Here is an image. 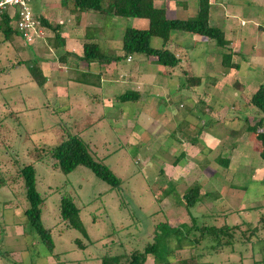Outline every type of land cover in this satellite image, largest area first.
Returning <instances> with one entry per match:
<instances>
[{"label": "rangeland", "instance_id": "obj_1", "mask_svg": "<svg viewBox=\"0 0 264 264\" xmlns=\"http://www.w3.org/2000/svg\"><path fill=\"white\" fill-rule=\"evenodd\" d=\"M55 1L49 6L47 15H40L51 25H54L64 10L70 8L62 6L61 0ZM234 4L237 6V3ZM256 5L259 8L257 10L264 11L262 0H258ZM55 8L59 10L53 11ZM170 8L173 9V3ZM39 9L40 2L31 4L36 17H39ZM216 14L214 11L212 17L217 16ZM95 15L104 39L107 36L112 38V45L110 42L107 44L112 49L119 48V33L121 35L122 31L119 26H132L134 21L122 18L113 22L111 16H101L99 13ZM258 21V24L263 25L261 20ZM68 26L64 20L58 32L67 41L72 35ZM82 28L85 29V26ZM219 29L222 31V28ZM37 30L40 33L30 43H25L18 35H11L6 39L0 31V181L3 182L0 186V264H100L101 258L106 255L129 257L132 253L142 252L145 244L153 241V230L158 233L161 227L159 224H168L183 231L191 226L192 218L196 219L198 226L227 227L231 239L221 236V242L229 241L223 247H215L214 241L205 238L191 248L175 250L170 264H261L264 261V161L259 157L258 142L257 146L252 144L256 141L250 138L251 134L246 129L262 117L255 107L249 105L248 98L257 85L264 84V69L244 68L239 71V78L234 80L233 87L227 86L224 80L216 85L215 81L220 78L223 70L217 69L218 63L215 60L214 68H209L208 73H202L200 65L204 57H210L208 55L211 54L208 50H202L201 44L192 51L194 63L189 70L184 63L174 68L163 66L166 71L173 73L170 75L174 83H177L176 91L182 89L179 88L177 76L180 81L202 74V77L206 75L212 79V84L209 79L202 78V84L197 88L187 89V94L192 91L195 101L196 92L200 97H206L216 91L219 93L218 98L222 95L235 101L237 109L235 108L236 112L233 111L232 117L238 119L232 127L228 125L223 130V142L234 146L236 139L241 140L239 151L243 156L249 155V158L242 165L238 164L240 159H233L229 168L224 167L212 160L213 156L220 154L219 150H214L211 156H207L205 145L199 146L201 155L197 156L192 147V139L195 140L198 134L203 133L201 128L212 118L209 117V112H203L211 100L206 103L203 99V102L199 101V104L190 108L188 101L180 99L177 92L170 96L171 104L174 108L177 106L175 97L181 101L180 104L183 102L178 112L186 116L183 130L185 129L187 145L175 147L172 144L173 156L169 159H166V155L165 158H153L160 140L165 142L169 137L159 135L161 139H157L156 144L149 145L144 151L140 145L127 143L125 137L130 135L118 134L119 130L112 125L111 114L102 117L103 106L100 110L90 96H85L94 90H87L83 82L73 83L72 90L75 93L70 95V87L69 90L59 88L56 96L62 99L58 101L54 96H47V89L44 91L43 86L38 87L29 81L27 66L36 62L43 71L51 72L56 70L59 65L57 60L65 51L64 48L54 49L50 46L48 40L54 35L49 30L39 24ZM85 33L93 34L94 31L87 28ZM186 36L193 37L191 34ZM251 39L253 40L252 36H249L246 43ZM260 41L264 42V35ZM160 46L159 39H151L150 47ZM226 48L230 51L229 44ZM211 49L219 50L214 45ZM242 55L233 57V62L238 66L243 62L245 54ZM135 60L134 57L126 65L133 66ZM68 63L71 65L70 61ZM71 75L69 70L63 74V87L64 77ZM154 100L157 102L156 111H160L159 108L164 106L163 97L155 96ZM224 101L227 102V99ZM247 105L250 106L248 109ZM222 115L228 116L230 113ZM88 124L91 125L88 127ZM259 130L264 132V121ZM70 137H77L84 144L87 153L95 161L107 166L119 183L117 187L111 188L82 166L63 174L48 167L45 160L34 163L36 191L43 198L40 220L43 227L50 230L53 242L52 251L48 253L37 236L31 234L26 226L23 213L27 202L19 169L32 161L28 157L30 150H36L38 155L46 157L53 147ZM144 138L147 139L145 136ZM170 139L178 144L175 135ZM179 152H183L184 158L180 157L178 163H175L174 158ZM221 154L224 157L227 155L225 150ZM227 156L230 158V154ZM171 160L175 165L169 167ZM161 161H165L167 165ZM191 163H196V167L191 166ZM184 164L186 166L181 167ZM178 172L183 182H178ZM197 182L201 185L198 194L201 199L188 211L182 205V196L186 188ZM62 196L69 197L79 209L78 216L85 232L84 237L76 230L63 229L58 209ZM164 229L162 227V231ZM188 236L192 239L198 233L192 230ZM75 239L80 240L85 247L78 249ZM186 243L183 240V245ZM174 244L172 240L170 245ZM123 261L121 259L120 262ZM144 264H155L151 255L146 256Z\"/></svg>", "mask_w": 264, "mask_h": 264}, {"label": "crops", "instance_id": "obj_2", "mask_svg": "<svg viewBox=\"0 0 264 264\" xmlns=\"http://www.w3.org/2000/svg\"><path fill=\"white\" fill-rule=\"evenodd\" d=\"M37 1L40 2L38 15H42L43 17L49 13V6H51L52 3L56 2L55 0H35L34 2ZM257 1L234 0L233 2L230 0H209L208 2L209 26L222 28L224 38L229 42L230 51L232 53H237L235 55L233 53L231 62H233L234 56H241L242 53L243 55L245 54V56L242 55V58H244L242 59L243 62L241 63V66L237 65V69L222 67L220 64L221 52H219V50L211 51L213 42L210 40H206L200 36H186V34L188 33L182 34L181 32L171 31L169 32V43L167 45L168 49L174 52L175 57L179 60L178 64L184 63L189 70V67L192 68L191 66L194 63V55L192 52L193 49L195 50V47L199 44H201V46L203 45L202 50H208L211 55H208L210 57L205 56L203 63H201L202 65L200 66L202 68V73H208L209 68L210 70H212L214 68L216 60L218 63L217 69L223 70L220 78L216 79L215 81L216 85L220 81L224 80L227 82V86L233 87L234 80L236 81V79L239 78V71L244 70V68H246V70L257 69V67H259L260 70L264 69V42L260 41V38L264 35V11L257 10L259 9L256 5ZM172 3L173 9L170 8L172 6ZM234 3H237V6ZM262 4H264V0H262ZM152 6L154 8L163 10L166 19L186 20L195 16L197 0H175V2L173 0H152ZM249 6H251V9L249 8ZM58 10L57 8H55L53 11L56 12ZM214 11L217 13V16L212 17V13ZM93 12L94 11L90 10L83 12H77L75 10L73 12H70L69 10H64V12L59 15V19H57L54 23L56 25L59 24L58 26L60 29L61 23H63L64 20L67 25H69L68 28H70V31L72 32L70 39L68 38L67 41L65 36L60 37L64 39V50L67 51L71 56L66 57L67 64L59 63V65L56 66V70H52L51 72H45L40 67L42 75L45 77V82L42 85V89H44V91L47 89V91H45L47 93V96H54L58 98L59 101V99H62L56 96L59 88L69 90L70 87V95L75 93V91H73L74 88L72 84L77 83V81L83 82V85L86 86L87 90H94L91 94H87V90L84 91V93H86L85 96H90L93 101L96 102V106H98L100 110H102L101 107L103 106L104 116L102 117L105 118L108 114H111L112 125L119 130L118 134L126 136L130 135V137H125L127 143L129 142L130 144H134L136 146L140 145L141 149L144 151L145 148L149 145L153 146L154 144H156L157 139H161L159 138V135L168 136L169 138L165 142L162 141V139L160 140V145H158V147L154 150L155 152L153 153V158H158L161 156L165 158L166 155V159H169L173 156L172 144H175V147L187 145L185 141V129L183 130L186 116L184 114H179L178 112V110L182 107L183 102L182 104H180L181 101H178L175 97V100L177 101V108H174L171 104L170 96H173L175 94L172 93L177 92V95L180 99H186L189 103L188 105L190 106V108H192L196 104H199V101L203 99L206 101V103L208 100H211L207 107L203 110V112H209V114H211V116L209 117L212 118L209 119L208 122L210 125L207 123L205 127L201 128V132L203 133L198 134L195 140L192 139L193 149L196 150L197 156L201 155V151H199V146L201 147V145L202 147L205 145V147L207 148V156H211L213 154V151L218 149V153L220 154H218L217 156H213L212 160L214 162L218 158L223 160L221 166L224 167L228 166L229 168L233 159L235 161L240 159V162L238 164H244L243 161L249 158V155L243 156L241 151H239L240 145L242 144L241 140L236 139L234 146L224 144L225 142H223L225 135V132H223V130H225L228 125L229 127H232L238 119V117H232L234 116L233 111L235 110L236 112L237 109L236 106H234L235 101H233L232 99L222 97V95L218 98L219 93L217 91L215 93L213 92V94L211 93L206 97L205 95L203 97H200L196 92L195 101L192 91L187 94V89L189 88L179 86V88L182 89L176 91L177 83H174V80L170 75L173 73H169L168 71H166V68L156 62V59L148 57L146 58L142 55H134L129 59H125L119 62L112 61L106 65H99L95 61L87 63L85 61L75 60L76 57H81L82 46L84 44L97 45L100 49V52L107 56L118 57L122 54L120 46L119 48L116 47L115 49H112L110 48L109 44H107L110 42V44L112 45V38L110 36H107V38L104 39L100 31L101 26L97 25L99 23L97 20V16L95 15L96 12ZM117 19L119 21V19L122 18L113 17L111 18V21L115 22L117 21ZM123 19L133 20V25L128 27L136 29H146L148 25L147 20L145 19ZM258 20H261V22H263V25L258 24ZM84 26L85 29L82 28ZM119 27H121L120 30H122V35V32L126 27L124 25ZM87 28L92 29L94 33H85ZM121 35L119 33V38ZM249 36H252L253 40L251 39L249 43H246ZM115 39L118 40V37H115ZM235 49L239 51L236 52ZM183 55L186 58H184ZM134 57L136 58L135 64L133 66L126 65V63H131ZM217 58H219V61L217 60ZM69 61L71 62V65L68 63ZM74 65L76 66L74 67ZM180 65H178L177 67H180ZM68 70L69 74L72 75L64 77L65 84L63 87V85L61 84L63 80V74L67 73ZM226 71H228V73ZM233 73H236L237 75L234 76ZM202 76L194 77L199 78L201 84L202 78L209 79L212 84L213 81L211 78H208V76L206 75L204 77ZM84 78L86 80L88 78H91L92 80L85 81ZM176 79L180 83V78L178 76ZM85 83H88V85H86ZM259 85H257L251 91L250 96L256 91ZM193 87L197 88L198 85ZM219 91L222 94L224 93L220 90V88ZM126 92L136 93L138 98L135 101L124 103L120 102L117 99L118 96ZM64 95L67 97L66 92ZM155 96H161L164 99V106L159 108L160 111H156L155 109L157 107V102L154 100ZM225 98L227 99V102L224 101ZM250 106L247 105L246 109H248ZM222 107L224 108V110H221ZM222 113H230V115L223 116ZM174 135L176 136L175 141L178 142L179 145L171 141L170 137ZM132 136L134 138H132ZM144 136L147 137L146 140ZM250 138L254 139L252 134ZM252 144L257 146V141L255 142V144ZM224 150L227 155L230 154V158H228L227 155H225L224 157L221 154L222 152H224ZM180 157L184 158L183 152H179V154L174 158L175 163H178V161L176 162V160H178ZM161 162L164 165L166 164L165 161ZM171 162L168 163L169 167L170 165L171 167L172 165H175L173 164V162ZM182 166L186 165L184 164L181 165V167ZM191 166L196 167V163H191ZM179 175L180 173L178 172V177H180ZM181 181H184L182 177L178 179V182ZM197 184L199 185L198 182ZM186 187H188V185Z\"/></svg>", "mask_w": 264, "mask_h": 264}, {"label": "trees", "instance_id": "obj_3", "mask_svg": "<svg viewBox=\"0 0 264 264\" xmlns=\"http://www.w3.org/2000/svg\"><path fill=\"white\" fill-rule=\"evenodd\" d=\"M62 6H70V12L94 11L101 15L120 18H138L147 20L146 29H136L126 27L121 35L120 50L121 56H107L100 52V49L95 44H84L82 46V55L75 60L85 61L87 63L95 61L99 65H106L112 61H123L134 55H142L148 58L156 59L160 65L168 68H174L178 65L179 60L175 57L174 52L168 49L169 32H181L191 35L200 36L206 40L213 42V45L218 47L220 53V64L224 68L237 69V64L231 62L233 53L227 50L229 42L224 38L223 32L208 24V0H197L196 14L193 18L186 20L166 19L164 11L154 8L152 0H61ZM35 16V14H34ZM38 24L44 29L49 30L54 37L50 38L49 44L52 48H63L64 39L58 34L59 24L51 25L45 19L36 17ZM0 31L7 39L11 35H18V32L10 26L9 19L5 15L0 16ZM19 36V35H18ZM152 38H157L161 41V46L158 48L150 47ZM71 56L68 52L57 60L61 64H67L66 57ZM29 81L34 82L38 87H42L45 82V77L42 75L40 67L36 62L27 66ZM186 77L188 73L185 74ZM185 83V84H184ZM200 81L196 77L184 78L180 81V86L186 88L197 86ZM138 98L136 93L126 92L118 96V100L122 103L135 101ZM249 104L255 107L262 117L254 121L253 125L247 127V130L253 135L260 146L259 157L264 161V132L259 129L264 121V84L258 86L256 91L250 96ZM91 124H88L89 127ZM259 130V131H258ZM28 157L32 161L26 163L19 169V176L24 189V196L27 202L23 216L26 226L31 234L36 235L39 242L45 247L48 253H51L53 242L48 228H44L40 220V207L43 203V198L36 191L35 168L34 163L46 161V165L52 170L59 171L63 174L72 172L76 167L82 166L87 168L96 178L100 179L109 187H117L119 180L112 174L107 166L102 162L95 161L86 151L84 144L77 137H70L57 144L50 150L49 156L41 157L36 150H30ZM29 159V158H28ZM178 160H176L177 162ZM223 160L218 159L216 162L221 165ZM3 182L0 181V186ZM199 185H194L186 188L182 196V205L186 210H190L200 200ZM59 220L63 224V229H73L85 236V232L78 216L79 209L73 204L72 200L67 196H62L59 200ZM195 219V218H194ZM191 219V226L186 227L183 231L170 227L168 224H159L158 233L153 230V241L146 243L142 252H135L125 257L122 255L103 256L100 264H144L147 255H151L155 264H170V260L174 257V251L183 247H193L202 239H210L215 242L216 246H225L229 243L221 242V236H227L231 239V234L228 228L221 226L215 228L213 226L200 225L196 223V219ZM156 226V227H158ZM164 227L165 231H162ZM196 231L198 236L189 239V232ZM36 238V237H35ZM174 245L171 246V241ZM183 240H186V245H183ZM74 243L78 249H82L84 244L75 239ZM213 248V247H212ZM124 259L123 262H120ZM264 264V261L261 262Z\"/></svg>", "mask_w": 264, "mask_h": 264}, {"label": "built area", "instance_id": "obj_4", "mask_svg": "<svg viewBox=\"0 0 264 264\" xmlns=\"http://www.w3.org/2000/svg\"><path fill=\"white\" fill-rule=\"evenodd\" d=\"M35 0H0V16L5 15L9 19L10 25L18 32L19 37L30 43L40 33L37 30L36 20L31 4Z\"/></svg>", "mask_w": 264, "mask_h": 264}]
</instances>
